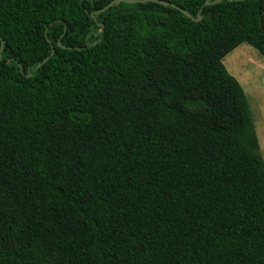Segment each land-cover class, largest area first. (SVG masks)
<instances>
[{
  "label": "trees",
  "instance_id": "obj_1",
  "mask_svg": "<svg viewBox=\"0 0 264 264\" xmlns=\"http://www.w3.org/2000/svg\"><path fill=\"white\" fill-rule=\"evenodd\" d=\"M111 1L0 0V264H264V0Z\"/></svg>",
  "mask_w": 264,
  "mask_h": 264
},
{
  "label": "rangeland",
  "instance_id": "obj_2",
  "mask_svg": "<svg viewBox=\"0 0 264 264\" xmlns=\"http://www.w3.org/2000/svg\"><path fill=\"white\" fill-rule=\"evenodd\" d=\"M223 62L245 90L264 158V56L251 44L242 43Z\"/></svg>",
  "mask_w": 264,
  "mask_h": 264
},
{
  "label": "water",
  "instance_id": "obj_3",
  "mask_svg": "<svg viewBox=\"0 0 264 264\" xmlns=\"http://www.w3.org/2000/svg\"><path fill=\"white\" fill-rule=\"evenodd\" d=\"M129 2V3H136V2H148V1H155V2H158V3H161L163 5H167V6H172V7H175L177 9H179L180 11H182L185 15H187L188 17L192 18L193 20H196V21H199L202 19V15H198L197 17H195L190 11H188L186 8L178 5L177 3L175 2H172L170 0H113L111 1L108 5H106L105 7H103L101 10H105L107 8H109L110 6L114 5V4H118L120 2ZM221 0H207L205 2V4H215V3H218L220 2ZM4 46H2V49H3ZM54 48L52 50V53L50 55H48L40 64H44L51 56L52 54L54 53Z\"/></svg>",
  "mask_w": 264,
  "mask_h": 264
}]
</instances>
